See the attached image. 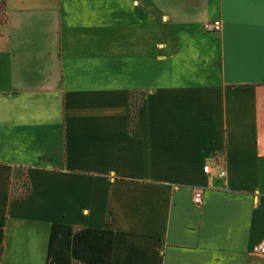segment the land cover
<instances>
[{
	"label": "crops",
	"instance_id": "0c3cea01",
	"mask_svg": "<svg viewBox=\"0 0 264 264\" xmlns=\"http://www.w3.org/2000/svg\"><path fill=\"white\" fill-rule=\"evenodd\" d=\"M263 240L264 0H0V264H264Z\"/></svg>",
	"mask_w": 264,
	"mask_h": 264
},
{
	"label": "built area",
	"instance_id": "2783aa9c",
	"mask_svg": "<svg viewBox=\"0 0 264 264\" xmlns=\"http://www.w3.org/2000/svg\"><path fill=\"white\" fill-rule=\"evenodd\" d=\"M204 28L208 32L218 33L222 30V21L221 20L207 21L204 24ZM204 171L206 173L211 174L213 172L212 166L209 164L206 165L204 167ZM225 175H226L225 171H222L220 173V176L222 177H224ZM202 201H203V192L200 189H196L194 194V202L196 204H201ZM254 252L259 254H264V240L254 247Z\"/></svg>",
	"mask_w": 264,
	"mask_h": 264
},
{
	"label": "trees",
	"instance_id": "16d2710c",
	"mask_svg": "<svg viewBox=\"0 0 264 264\" xmlns=\"http://www.w3.org/2000/svg\"><path fill=\"white\" fill-rule=\"evenodd\" d=\"M130 118H131L130 124H131V132H132L137 118V106H133L131 110ZM30 194H31V185L29 184V181L27 180V176L24 173V181L22 185H17L13 183L11 196L14 199L20 200L25 197H28Z\"/></svg>",
	"mask_w": 264,
	"mask_h": 264
}]
</instances>
